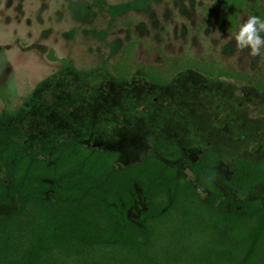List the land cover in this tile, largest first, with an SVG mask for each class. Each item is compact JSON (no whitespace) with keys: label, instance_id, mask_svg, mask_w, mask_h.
<instances>
[{"label":"rangeland","instance_id":"rangeland-1","mask_svg":"<svg viewBox=\"0 0 264 264\" xmlns=\"http://www.w3.org/2000/svg\"><path fill=\"white\" fill-rule=\"evenodd\" d=\"M205 10L216 29L205 26ZM123 20L133 27L120 26ZM132 36L144 45L131 77L120 82L111 65ZM158 49L171 57L189 51L264 82V50L253 57L236 46L220 0H0V113H12L0 133L16 125L23 141L54 135L59 145L114 151L116 168L138 162L151 140H167L181 151L178 174L201 197L208 194L187 163L210 149L218 157L210 184L233 201L264 200V184L250 192L225 186L233 158L264 160V94L190 70L156 85L145 69L161 64ZM0 183L10 185L1 163ZM15 209L0 207V216ZM141 209L142 201L129 216Z\"/></svg>","mask_w":264,"mask_h":264},{"label":"trees","instance_id":"trees-1","mask_svg":"<svg viewBox=\"0 0 264 264\" xmlns=\"http://www.w3.org/2000/svg\"><path fill=\"white\" fill-rule=\"evenodd\" d=\"M225 26L234 33L242 15L264 18V0H220ZM205 10V26L211 23ZM131 29L132 20L119 22ZM137 37L124 44L111 65L114 77L130 78ZM159 66L145 69L148 80L166 86L187 70L207 79L248 84L264 94V82L248 74L202 62L189 51L168 56L160 49ZM0 98L2 88H0ZM12 113H0V126ZM18 126L0 133V163L10 185L0 183V207L16 209L0 216V264H264V200L233 201L210 184L218 157L204 150L188 162L201 197L173 165L178 146L163 139L138 162L116 168L119 154L80 143L59 145L54 135L20 140ZM225 186L250 192L264 184V160L233 158ZM135 218L129 213L139 202Z\"/></svg>","mask_w":264,"mask_h":264},{"label":"clouds","instance_id":"clouds-1","mask_svg":"<svg viewBox=\"0 0 264 264\" xmlns=\"http://www.w3.org/2000/svg\"><path fill=\"white\" fill-rule=\"evenodd\" d=\"M236 46L247 49L250 56H258L264 50V18L249 15L242 23L237 24L233 33Z\"/></svg>","mask_w":264,"mask_h":264}]
</instances>
